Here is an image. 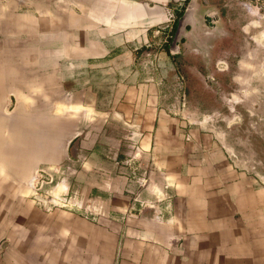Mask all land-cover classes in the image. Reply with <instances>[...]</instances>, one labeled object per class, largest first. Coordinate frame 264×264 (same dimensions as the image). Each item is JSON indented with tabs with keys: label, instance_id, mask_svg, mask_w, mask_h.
<instances>
[{
	"label": "crops",
	"instance_id": "obj_1",
	"mask_svg": "<svg viewBox=\"0 0 264 264\" xmlns=\"http://www.w3.org/2000/svg\"><path fill=\"white\" fill-rule=\"evenodd\" d=\"M186 1L85 0L60 23L55 0H0V126L27 127L17 97L29 95L51 97L70 121L55 160L69 158L68 181L47 189L67 192L68 206L31 198L30 170L0 168V264H264V184L215 135L173 115L172 89L152 81L174 72L162 44L146 47L156 42L150 27L170 30ZM208 10L217 12L213 28L194 20L178 44L202 62L219 28L263 27L264 11L247 0H196L194 19ZM155 56L166 71L131 62ZM126 126L139 183L118 154Z\"/></svg>",
	"mask_w": 264,
	"mask_h": 264
},
{
	"label": "rangeland",
	"instance_id": "obj_2",
	"mask_svg": "<svg viewBox=\"0 0 264 264\" xmlns=\"http://www.w3.org/2000/svg\"><path fill=\"white\" fill-rule=\"evenodd\" d=\"M61 3L67 4L68 1L61 0ZM154 28L159 30L154 32ZM173 29L174 27H170V30H166L165 27H150L148 41L156 42L148 44L146 41V47L153 45L151 48H154L162 44L168 52ZM227 29L222 31L219 28V36H216L218 40L212 56L209 58L207 53L202 56L205 62H202L201 56L192 52L184 54L178 50L168 53L170 56L164 55V59L166 62L171 61L173 79L156 78L152 81L162 88L172 89L173 100L180 105L178 112L177 109L171 111L173 115L189 120L198 130L215 135L223 143L231 159L238 166L254 173L264 184V17L263 27H227ZM165 31H168L169 35L164 38ZM183 39L184 36L180 37L179 42ZM136 59L131 62H134L135 66H140L143 71H148L147 65L151 63L154 64L157 73L167 70L159 56L154 57L156 62L150 63L143 61L139 64L141 59ZM149 67L153 69V65ZM111 76L113 74L110 68L107 80L109 84L114 80ZM103 97V95L100 97V103L106 105L107 98ZM60 99L61 103H66L67 96L63 95ZM59 114L61 115L59 128L63 141L66 136L68 137L70 121L66 113L60 111ZM121 134L123 143L118 154L125 158L124 164L136 174L139 161L134 138L130 136L128 127L124 128ZM23 136V127L15 129L0 126V156L3 157L0 168L4 167L6 173L8 169L17 172L19 166L13 160H7L5 145L22 143ZM10 138L14 139L9 141ZM75 148L76 144L73 140L68 148L71 157ZM65 158V161L44 165L42 168L44 170H38L28 180L35 190L29 193L31 198L40 203L43 201L46 205L68 206L67 192L60 189L59 195H53L52 192L47 191L55 181L62 178L67 183L69 158ZM142 176L140 173L135 175L138 183L145 180ZM79 183L83 184L81 181ZM79 183L74 184L77 186ZM78 190L82 191V189ZM36 191H43L44 195L36 194ZM80 195L81 192H78L77 196Z\"/></svg>",
	"mask_w": 264,
	"mask_h": 264
},
{
	"label": "water",
	"instance_id": "obj_3",
	"mask_svg": "<svg viewBox=\"0 0 264 264\" xmlns=\"http://www.w3.org/2000/svg\"><path fill=\"white\" fill-rule=\"evenodd\" d=\"M68 3H61V0H55V3H59V8L56 10V17L61 19L67 16L69 11H72L71 5H75L80 8L85 0H67ZM196 0H187L180 13L176 16L175 25L172 33L170 43L168 45V52L173 53L179 50V39L180 37H186V24H190L197 20L199 24H205L213 28L215 20L217 19V12L215 10L205 11L198 19L195 17ZM46 9V8H45ZM44 9V11H45ZM50 20L48 16H43V26L48 27ZM190 29L196 30L198 27H189ZM33 33V32H32ZM32 33H29V39H32ZM51 97L47 96H36L29 95L24 97H17V102L26 104L27 111V127H24V136L22 143L6 144L7 147L5 154L7 160L14 161L20 169H32L28 180L33 177L38 170L42 169L43 166L55 162L57 156L62 150L66 148L65 140H61L59 120L60 114L55 112L52 108ZM44 107V111L41 108ZM19 115V113L17 114ZM19 118V116H18ZM17 125H6L15 129H20V123L17 119ZM14 138H10L12 141ZM0 162L3 164V157L0 156ZM4 168V167H3ZM5 169V168H4ZM7 171H10L8 169Z\"/></svg>",
	"mask_w": 264,
	"mask_h": 264
},
{
	"label": "built area",
	"instance_id": "obj_4",
	"mask_svg": "<svg viewBox=\"0 0 264 264\" xmlns=\"http://www.w3.org/2000/svg\"><path fill=\"white\" fill-rule=\"evenodd\" d=\"M247 2L255 8L264 11V0H247Z\"/></svg>",
	"mask_w": 264,
	"mask_h": 264
},
{
	"label": "trees",
	"instance_id": "obj_5",
	"mask_svg": "<svg viewBox=\"0 0 264 264\" xmlns=\"http://www.w3.org/2000/svg\"><path fill=\"white\" fill-rule=\"evenodd\" d=\"M176 65V64H175ZM177 66V65H176Z\"/></svg>",
	"mask_w": 264,
	"mask_h": 264
}]
</instances>
